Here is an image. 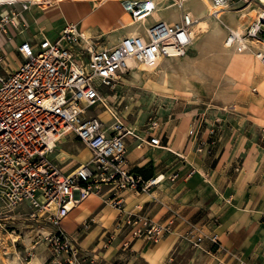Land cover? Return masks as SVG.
<instances>
[{"label": "built area", "instance_id": "built-area-1", "mask_svg": "<svg viewBox=\"0 0 264 264\" xmlns=\"http://www.w3.org/2000/svg\"><path fill=\"white\" fill-rule=\"evenodd\" d=\"M235 0H208L212 8L223 13ZM247 7L256 5L257 15L238 34L228 29L224 46L238 54H250L264 69V1L240 0ZM179 9L178 21L154 20L158 11L149 0H122V8L131 25L142 32L123 37L110 48H95L94 38L82 32L76 24H67L54 40L41 34L36 43L22 40L13 49L20 59L14 61L9 45L24 34L28 26L22 20L18 3L0 4V203L13 209L26 204L31 216L55 228L46 241L52 252L64 264H96L77 245L74 236L61 228L69 212L90 195L99 194L102 186L110 190H131L146 193L158 178L144 180L131 173L127 166L126 140L139 139L133 130L114 119L106 125L96 114L108 110L104 90H118L124 75L142 65L156 69L162 60L181 58L192 45L198 19ZM217 13V16L215 15ZM205 19L218 20L220 12ZM154 21L150 23L149 21ZM111 115V114H110ZM192 123L189 136L196 135ZM151 148H162L158 136L149 127ZM74 136L90 152V160L64 172L50 159L57 145ZM93 220L82 223L79 231L88 230ZM185 235L192 247L203 240L220 247L217 236H206L197 224L187 223ZM125 229L127 248L142 240L158 244L173 233L172 222L158 223L146 216L127 214L115 224V234L105 247ZM234 264H247L234 256Z\"/></svg>", "mask_w": 264, "mask_h": 264}, {"label": "crops", "instance_id": "crops-1", "mask_svg": "<svg viewBox=\"0 0 264 264\" xmlns=\"http://www.w3.org/2000/svg\"><path fill=\"white\" fill-rule=\"evenodd\" d=\"M169 1L171 3L165 5ZM189 1H185L183 9L198 20L201 16L205 19L208 0H195L204 8L200 16L186 7ZM153 2L158 9L153 14L154 20L178 21L168 22L160 16L171 10L179 15L176 0ZM21 3L16 5L20 10L24 7L21 17L28 29L8 46L14 61L20 59L13 54L19 42L36 43L41 34L54 40L67 24H76L88 36L104 38L110 47L125 36L142 32L131 22L124 24L129 16L123 11L122 0L30 1L27 4L51 7L40 19L32 20L28 17L30 8L23 4L25 2ZM58 22L62 26L55 29L53 24ZM193 122L197 124V121L185 120V124L174 125L177 121L162 131H153V136H158L161 143L171 144L173 149H164L163 145L161 149L148 147L144 143L148 140L146 131L144 136H137L139 139L130 137L126 140L129 171L144 180L159 178L148 192L137 194L131 190L114 191L102 186L98 195L88 197L61 222V225L68 226L66 230L62 229L74 236L77 245L92 256L96 264H234V256L247 264H264V149L258 145L259 140L251 142L250 151L242 152L244 167L238 171L234 166L238 164L237 152L216 154L212 158L207 149H196L197 138L205 142L210 130L189 136L188 130ZM170 126L173 129L168 131ZM260 140L264 141V136ZM51 155L49 159L53 162ZM76 157L82 161L86 154ZM56 160L64 163L58 156ZM58 167L68 172L64 167ZM127 214L146 216L161 224L172 222L173 233L156 245L136 240L123 248L124 229L105 247L109 236L115 234L116 222ZM91 219L93 223L88 230L77 231L82 223ZM187 223L197 224L206 236H217L220 247L207 239L198 247H192L185 238L189 231Z\"/></svg>", "mask_w": 264, "mask_h": 264}, {"label": "rangeland", "instance_id": "rangeland-1", "mask_svg": "<svg viewBox=\"0 0 264 264\" xmlns=\"http://www.w3.org/2000/svg\"><path fill=\"white\" fill-rule=\"evenodd\" d=\"M30 1L35 0H18L30 8V20L40 19L51 9L45 4H27ZM186 7L197 16L204 12L195 0L189 1ZM256 7H247L243 1L235 0L223 13L225 7L215 10L208 5L207 12L219 11L220 18L207 23L208 32L198 33L183 57L164 59L154 70L141 71L139 67L128 71L118 90H104V95L109 97V111L99 110L96 114L106 125L113 124L111 116L116 117L123 128L133 130L137 136H144L149 127L152 131H162L173 122L178 121L174 125H179L185 124V120L197 121L196 134L208 129L210 132L205 142L197 138L196 149H207L212 158L235 151L238 164L234 166L240 171L244 167L242 152L250 151L251 142L259 140L258 145L264 149V141L260 140L264 136V91L260 88L264 83V69L250 54H238L226 48L224 42L228 29L241 31L251 21L248 14ZM160 16L168 22L178 19L175 10ZM129 23L128 17L124 24ZM53 25L55 29L62 26L60 22ZM93 38L95 48H110L104 38ZM172 129L167 127L168 131ZM161 144L164 149L173 147L165 142ZM81 153L86 158L79 161L76 155ZM56 156L64 163L60 164ZM51 159L71 171L80 163L88 162L90 153L78 139L69 136ZM36 220L26 204L10 209L0 203V264H64L46 241L55 228ZM61 228L66 230L68 226L62 224Z\"/></svg>", "mask_w": 264, "mask_h": 264}, {"label": "bare ground", "instance_id": "bare-ground-1", "mask_svg": "<svg viewBox=\"0 0 264 264\" xmlns=\"http://www.w3.org/2000/svg\"><path fill=\"white\" fill-rule=\"evenodd\" d=\"M13 2H11V3H19L18 2V0L16 1V0H12ZM149 1H151V2H153V0H149ZM184 0H180L179 2H183ZM185 1H187V0H185ZM7 4V2H5V0H0V4ZM155 3V2H154ZM213 9H215V10H218V9H220V8H213ZM205 11H208V10H206L205 9ZM155 13H157V12H155ZM211 13H214V12H209L208 14H211ZM216 15V14H215ZM256 15H257V11L256 10H252L249 14H248V17H250V18H254V17H256ZM217 16V15H216ZM200 18V17H199ZM203 17L201 16V19H199L198 20V28H199V30H198V33H207L208 32V30H207V28H208V25H207V21H206V19H202ZM198 19V18H197ZM235 32H237L238 34L240 33V30H238V31H235ZM134 34V33H133ZM197 40V39H196ZM139 68V67H138ZM139 70H141V71H150V70H152L150 67H148V66H145V65H142V66H140V69ZM260 88H261V90L262 91H264V83H261V85H260ZM60 156H61V154H59ZM58 155V156H59ZM63 155H66V154H64V153H62V156ZM59 158V157H58ZM159 179V178H158ZM92 196V195H91Z\"/></svg>", "mask_w": 264, "mask_h": 264}]
</instances>
